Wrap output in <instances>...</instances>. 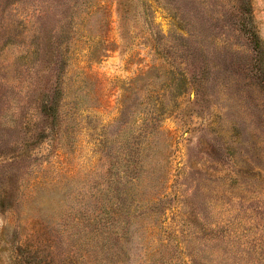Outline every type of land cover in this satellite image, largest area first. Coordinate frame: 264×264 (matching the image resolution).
Listing matches in <instances>:
<instances>
[{
  "label": "rangeland",
  "instance_id": "obj_1",
  "mask_svg": "<svg viewBox=\"0 0 264 264\" xmlns=\"http://www.w3.org/2000/svg\"><path fill=\"white\" fill-rule=\"evenodd\" d=\"M0 264H264V0H0Z\"/></svg>",
  "mask_w": 264,
  "mask_h": 264
}]
</instances>
